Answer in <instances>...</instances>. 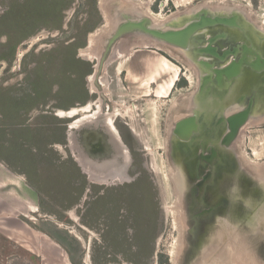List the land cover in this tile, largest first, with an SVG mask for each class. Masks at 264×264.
<instances>
[{
	"label": "rangeland",
	"instance_id": "rangeland-1",
	"mask_svg": "<svg viewBox=\"0 0 264 264\" xmlns=\"http://www.w3.org/2000/svg\"><path fill=\"white\" fill-rule=\"evenodd\" d=\"M11 1L0 0V18L5 16ZM20 1L22 2L17 0ZM69 1V6L62 13L63 30L68 29V24L74 22L76 16L80 24L87 18L88 7L82 5L85 0ZM100 1L96 0V7L101 21L92 32L98 28L104 29L107 25L106 18L98 7ZM146 1L148 0L132 2L143 4ZM124 5H129L127 11L132 12V15L145 17L140 9L130 3L121 0L107 1L105 11L111 29L100 35L98 43L93 47L98 60L104 52L107 39L119 23L117 12H122ZM202 9L212 12L239 11L256 26L263 28L264 32V0H171L163 11L148 10L150 15H156L154 18L161 21L160 24H164L177 15L184 16ZM52 27V23L40 25L34 35L19 44L14 63L9 69L10 73L15 71L13 76L4 78L7 64L0 62V90L5 92V96L0 99V110L15 125L24 119H30L29 128L21 129V138L27 140L29 147H20V151L15 148L16 145L3 148L7 132L5 129L0 130V154L5 157L0 165L7 167L5 164L9 163L8 160L14 164L21 161L14 169L5 171V175L0 173V194L8 190L15 196V200L10 198L8 201L11 204L10 210L13 209L15 213L9 214L15 216L19 225H25V233L29 229L40 231L41 234L37 236L43 249L46 246V252H39L38 257H31L29 250L12 240L14 247L21 246L27 252H18L16 249L0 252V264H160V256L167 258L169 264H264V115L250 118L240 129L235 145H231L241 174L252 182L250 186L254 188L236 183L235 189L240 198L237 207L231 213L223 212L214 217V223L209 224L212 231L204 234L199 251L193 252L186 261L190 227L185 215L187 197L184 195L182 199L181 196L179 200L177 191L180 192V186L170 177L171 169L176 173V181L178 174L169 155V136L174 123L189 113L191 96L198 85L193 64L175 47L164 43H159L162 50L150 44L145 47L140 44L145 39L141 35L123 36L113 47L124 52V56L120 57L119 52L118 58L114 59L113 53H110L99 74V79L105 77L108 92L96 84V93L90 94L84 77L88 98L84 104L76 101L73 104V107L81 109L85 104L94 105L99 99L102 101L100 116L93 123L83 124L72 130L67 126L71 119L56 117L58 109H52V106L59 101L52 100L49 93L37 106L28 109V112L25 110L41 97L23 98L27 95L25 89L40 82L35 77L42 75V68L37 67L42 56L62 43L63 37L68 34ZM89 35L90 33L86 37L85 47ZM5 39V36H1L0 42H5ZM61 49L67 54L76 50L78 58V51L83 48ZM23 56L28 60L25 68L22 67ZM163 59L167 61L169 68H163ZM95 63L89 62L92 73L96 72L93 69ZM65 75L71 77V71H65ZM180 79L186 81L184 86L178 83ZM172 80L175 81L170 86ZM13 86L24 89H14ZM50 87V93L53 94L59 86L56 82H51ZM81 88L80 78L72 80L71 85L64 82L60 92L61 104L70 105ZM40 93L43 91L40 90ZM4 97L6 100H3ZM22 110L26 111L27 118L21 116ZM42 111L44 114L41 118L39 115ZM113 111L116 114L114 124L124 145H112V148L111 145H105L106 154L96 159L87 152L89 141L86 136L89 132H94L95 127L97 134L103 138V143H109L110 139L103 132H108L103 119ZM230 112L232 111L229 110L228 114ZM6 120L4 119V124ZM124 152L129 154L127 159L123 156ZM241 154L248 162L258 166L256 172L248 162L245 163ZM78 155L88 175L73 160L72 156ZM62 165L77 169L80 177L77 175L75 186L70 185L68 180L75 178L76 173L70 171L62 177ZM16 168H22L29 174L30 181L36 183L34 189L42 191L41 198L50 202L51 206L47 207V204L39 200L38 192L31 190V185L28 186L25 182V176ZM56 169L58 171L55 178H52L50 173ZM112 169L123 171L127 177L126 182L117 178H108L100 183L93 180L92 171L99 175ZM229 186L230 182L225 183L223 190H230ZM48 191L55 201H74L69 207L68 203L61 206L50 201L53 199L46 196L50 193ZM37 201H40V207ZM177 219L183 227H179ZM219 219L223 222L218 227L215 223ZM26 225L29 229H26ZM0 226H3L1 219ZM8 229L18 230V226ZM4 237L8 238L7 233L0 230L1 242ZM30 238H24L22 243L28 246L26 243H31ZM228 246L234 250L231 254L226 250Z\"/></svg>",
	"mask_w": 264,
	"mask_h": 264
},
{
	"label": "flooded vegetation",
	"instance_id": "flooded-vegetation-1",
	"mask_svg": "<svg viewBox=\"0 0 264 264\" xmlns=\"http://www.w3.org/2000/svg\"><path fill=\"white\" fill-rule=\"evenodd\" d=\"M132 1H144V0H132ZM169 1L171 2V0H153V2L149 5L148 8H149V10L151 9L152 12L153 11L156 12L159 9H161L163 11L164 9H166L169 6ZM127 6H129V5H127ZM127 6L124 5V7H122V9H124V10H122V12H119V11L117 12V16H118L117 18H119V22H123L126 20V17L123 18V16H127V18H129V20H134V21H138V22L143 20V19H138L137 17H134L135 15H132V12H128L127 10L129 8ZM202 10H204V9H202ZM202 10L191 12L190 14H184V17L195 14V13L200 12ZM234 12H237V15L239 18L238 23L243 25V31H244V33H246L249 36L250 39H247L248 41L242 40L243 32H241V30H236L234 28L230 29V28H227L224 26H218L216 28V30H218V33L224 32V33L228 34L227 38H225L223 40H219V42H218V46L220 48L219 54H223V53L229 52V51L232 52L235 50V48H237L239 50L238 58H240L241 57V51H242L241 46L245 45L247 47V49L252 54L260 55V58H258V59L255 56H251V55L248 56L249 65L242 68V72H241L239 78H237L234 81L232 89L236 90V92H238V94H240V93H244V92L245 93H251L252 88H254L256 90V92H259L260 97H262V96H264V85L261 84V81L264 80V63L261 62V60L264 59V32L262 33L260 31H263V28H261L260 26H256L254 24V22L249 21L248 18L245 17L246 15L242 14L239 11H230L229 12V11H222L221 10V11H214L213 13H214V18L216 17L215 15H218L221 18H230L234 14ZM182 17H183V15H177L176 18L172 17L171 19L169 18L170 20H167V21L168 22H175L179 18L182 19ZM152 22L150 24L152 25V27H154L153 26L154 22H153V24H152ZM168 22H166V23L163 22L164 24H157L158 26H155L154 28L163 26V25L167 24ZM247 22H250L251 26H253V28L256 31L258 29L259 34H257V32L255 30H253L251 27H247V25H246ZM185 23L187 25L188 22H185ZM146 26L148 28H151L150 25H146ZM199 32L204 33L205 37H209L208 34H206L205 29H202ZM152 47H154V46H152ZM156 49H158V48H156ZM166 49L167 48H165V50ZM168 50L169 49H167L166 51H168ZM180 52L184 55V57L188 58V60L191 62L190 56H189L190 53L188 52V50L181 49ZM259 60H260V62H257ZM255 62H257V65L251 66V64H254ZM13 63H14V61H13ZM13 63H12V65H13ZM11 66H10V68H11ZM193 66L196 70L195 71L197 74L196 78H197V81L199 83L200 77H203L204 73H202L200 71V69L197 68L194 64H193ZM14 74H15V71L12 72V75H10V76H13ZM198 86H199V84L197 85V88H198ZM12 88L24 89V87L16 88L15 86H13ZM92 95H94V94H92ZM33 96H34V94H33ZM91 98H93V96ZM193 99H195L197 104H198L197 107L195 108V110L199 109L200 113H202L204 115L203 122L206 126L209 127V124L211 123L213 117H218L217 111H216L217 104H218L217 95L212 93V95L209 96L207 98V100L205 101L204 107H202V109H200V106H199L197 89L195 90V92L191 96V100H193ZM52 100H55V99H52ZM38 103L39 102H37L35 104V106H37ZM55 104H57V103L55 102L53 104L54 106H52L53 107L52 109H54V108H57L58 110L61 109L59 107H56ZM195 104L196 103H194V102L192 104L190 102V105L188 106L189 113L183 118H186V117L192 115L194 107L196 106ZM234 108H236L238 110V108H242V107L239 106V104H237V103H234L232 105L229 104L228 108L225 109L226 115H228L227 113L229 110L232 111L230 113L235 112L236 109H234ZM259 109L261 110V109H263V107H259ZM25 110L21 111V116L27 118V116H25V113L27 110L26 111ZM43 112L44 111H42V114H40L39 117H41V118L43 117L42 116L44 114ZM183 118H181V119H183ZM2 119H3V121H2ZM4 119L6 120V118L0 112V130L5 129L7 132L6 133L7 134L6 135L7 141L5 143L3 142V145H2L3 148L4 147L6 148L8 146L13 147L14 145H16L15 148L18 151H20L18 144H20L23 149L29 147L27 140H25L24 138H21L20 135L22 133L21 132L22 128H25V127L29 128L28 122L30 119L29 118L24 119L23 122L18 123L17 125L8 124L7 126L4 125ZM181 119H179V120H181ZM70 123H71V120L69 122V125H67V126H70ZM173 128H174V125L171 129L170 136H169V147H170L169 155H170V159L172 160V162L176 166V172L178 174L177 182L180 186V200H181V196H182V199H183L184 195L187 197V211H186L185 215H186V219H187L189 226H190L188 229L189 246L187 248L186 256H185L186 261H187L189 258H191L193 252L199 251L198 249H199V246L202 244L204 234H206V233L209 234L210 231H212L209 224L214 223V220H215L214 217L216 215H218L219 213H223V212L231 213L232 210L237 207L236 204L238 203L240 198L237 196L239 194H238L237 190L235 189L236 183H238L240 185L246 184L250 187V189H252L253 186H250L252 184V182L248 178L244 177L243 174H241L242 172L238 168L236 156L233 154L231 147L227 148L226 150L220 151L219 157H217L216 160L213 161V163L202 162V164H200V157H208L210 155V148L212 146L211 142L217 144V146H218V137H216L215 139L213 137L207 138V136H204V133H206L205 129H202L201 131L199 129L198 133L195 134L193 137V142H191V141H186L184 143L181 142L184 144V146H186L190 150L187 155L184 154V152L182 151L183 145L179 146L178 143L175 144V149H173V152H172L173 147H171V145H170V139L172 138L171 136L173 135L172 134ZM103 132H104V135H106V138L110 139V140H108L109 143H103V138L97 134L98 133L97 128H95V127H94V132H89L88 135L86 136L87 140L89 141V144H88L89 150L87 149V152H89L90 155L96 159H100L101 156L106 154L105 148L108 147V145H111V148H112V145L116 146L117 142L122 143L124 145V143L121 139L122 137H120V134L118 135L120 139L117 137V138H114L115 139L114 140L112 138V136H110V134L107 131L103 130ZM200 132H201V134H200ZM212 136H216V133H213ZM173 138L175 141L180 142L174 136H173ZM75 140H77V139H75ZM175 141H174V143H175ZM105 145H106V147H105ZM217 146H216V148L218 149ZM123 156L127 159V157H129L128 152H125V155H123ZM3 157L4 156H2V154H0V161L4 160ZM72 158L74 160L73 156H72ZM7 162H9V163H6L5 165L10 170V169H14L15 165H17L21 161H19L17 163L15 162L16 164L10 162L9 160ZM21 164H23V163H21ZM108 164L111 165V163H108ZM98 166H101V165L98 164ZM89 169H91V168H89ZM16 170L19 171L20 174L25 176V182L28 184V186H30L31 181L29 178V174L26 173L25 170L22 168H18V169L16 168ZM132 170H133V168L131 169V172H132ZM92 174L96 175L93 171H92ZM100 175L101 174L96 175V176H100ZM228 182L231 183V186H229L230 190L224 191L223 190L224 184L228 183ZM197 183H201V186H203L201 192L196 185ZM31 190L36 192L35 189L31 188ZM81 192H82V190H81ZM184 192H186V194H184ZM39 200L42 201L43 203L47 204L40 196H39ZM39 202L37 201L38 206L40 205ZM196 217H198V218H196ZM224 220L229 221L228 219H224ZM222 222L223 221H221V219H219L217 221V223H215V225H217L219 227L220 225H222ZM214 230H215V228H214Z\"/></svg>",
	"mask_w": 264,
	"mask_h": 264
},
{
	"label": "water",
	"instance_id": "water-1",
	"mask_svg": "<svg viewBox=\"0 0 264 264\" xmlns=\"http://www.w3.org/2000/svg\"><path fill=\"white\" fill-rule=\"evenodd\" d=\"M215 16L214 18V13L211 10L204 9L195 14L186 17L183 16L182 19H177L171 25L169 23L170 29L166 30L148 28L146 25L150 21L147 19L138 22L129 20L127 16H123V18L126 17V20L119 22L107 39L104 52L100 56L99 64L100 72L105 60L112 53L114 44L123 36L125 37L131 34L150 36L157 39L160 43L188 50L191 62L204 73V76L200 77L197 88L200 109L204 107L205 101L212 93L216 94L218 98L216 109L218 117H213L209 127L206 126L203 122L204 115L200 113L199 109L195 110L198 104L193 99L192 103H196V106L194 107L192 115L178 120L174 124L172 130L173 135L171 137L173 138L174 136L180 141H175V144L178 143L179 146L183 145L182 151L186 155L190 150L181 142H193V137L198 133L199 129L200 131L205 129L206 133H203L207 138L213 137L215 139L218 137V146L211 142L210 155L208 157H200V164L202 162L213 163L219 157L220 151L231 147L238 137L240 129L248 122L251 115L254 112L255 115H258L264 111V107L261 110L259 109L262 106L259 103L260 95L254 88H252L251 93L244 92L240 94L232 89L234 81L239 78L242 72V68L249 65L248 56H255L258 59L260 55L252 54L245 45L241 46L240 58H238L239 50L237 48L232 52L229 51L219 54L220 48L218 42L219 40L227 38L228 34L224 32L218 33V30H216L218 26L241 30L243 32L242 40L248 41L247 39L250 38L244 33L243 25L238 23L239 18L237 12H234L230 18ZM186 21L188 22L187 25L185 23ZM246 25L255 30L250 22H247ZM202 29L206 30V34L209 37H205L204 33L199 32ZM256 32L259 34L258 31ZM257 62H260V60ZM257 62L251 64V66L257 65ZM261 62L264 63V59ZM261 84L264 85V80L261 81ZM234 103L239 104L242 108H238L239 110L226 115L225 109L228 108L229 104L232 105ZM213 133H216V136H212ZM172 138L170 139L171 147L173 145ZM196 185L201 192L203 187L201 183H197Z\"/></svg>",
	"mask_w": 264,
	"mask_h": 264
},
{
	"label": "trees",
	"instance_id": "trees-1",
	"mask_svg": "<svg viewBox=\"0 0 264 264\" xmlns=\"http://www.w3.org/2000/svg\"><path fill=\"white\" fill-rule=\"evenodd\" d=\"M255 1V0H253ZM85 3L82 5H87L86 13L87 18L84 20L83 23L80 24L79 21H77V16L74 22H71L68 24V29L63 30L62 29V16L63 11L69 6L70 1L69 0H22V2H17V0H12L8 10L5 13V16L0 18V37L5 36V42H0V62H5L7 64V67L4 70V78L7 76L9 77L12 75V73L9 72L10 66L12 65L14 59H15V53L16 49L19 46V44L24 41L27 37L34 35L37 30L39 29L40 25L42 24H49L52 23V28H55L54 30L60 31L61 33L65 34L68 33L67 36L63 37L62 43H58V45L50 49L48 53L44 54L42 56V59L40 60L37 67H41V77H35V80L38 79L40 82H36V86H31V88L25 89V92L27 95L25 97H31L35 98L37 96H41L40 99H38L37 102H41L42 100L46 99L48 95L52 96V99H58L59 102L55 104L56 107L63 109H69V107H73V104L76 102H79L80 104H84V101L86 98H88L87 90L84 86V77H87L88 75L92 74V68L90 67L89 62H84L83 60H80L79 57L77 58L75 55V51H71L68 54L61 51V48H72L73 49H80L84 48L86 45V37L89 33H91L96 25L101 21V16L99 14V11L96 7V0H85ZM77 15V11H76ZM76 21V22H75ZM70 32H72L70 34ZM65 39H68L65 41ZM66 44V42H68ZM27 57L23 56L22 58V67L25 68L27 63ZM70 70L72 76L65 75V71ZM36 71V69L34 70ZM80 78L82 81V88L79 93L75 94L73 101L70 105L65 106L61 104L60 102V92H61V86L64 85V82L67 83V85L72 84V80H76ZM51 82H56L58 87V90L55 91L53 94H51ZM181 86H184L186 84V81L184 79H180L178 82ZM31 82L28 84L30 86ZM40 84V85H39ZM45 87V89H43ZM40 90L43 91V93H40ZM49 93V94H48ZM34 94V96H33ZM48 94V95H47ZM5 96V92L0 90V99ZM3 100H6L5 97ZM35 102L31 104V107L27 108L30 110L35 106ZM60 104V105H59ZM2 115L6 118V115L4 112H2ZM7 119V118H6ZM15 125L16 123H11L8 119L6 120L4 125ZM21 137V135H20ZM18 147L20 149L21 145L18 144ZM22 148V147H21ZM70 165L63 166L62 165V177L65 174H68L70 171H74L76 173L75 178H70L68 181L70 182V185L75 186V182L77 180V169H70ZM58 170L56 169L55 172H51L50 176L52 178H55V173ZM79 176V175H78ZM80 177V176H79ZM35 184L33 182H30L31 187L34 189ZM78 190L80 188V185L77 186ZM36 192H38V195L40 197H43L42 191L39 189H35ZM50 192V191H48ZM70 192V191H69ZM68 192V193H69ZM81 194V193H80ZM46 196L48 198H54L52 193H47ZM44 201H46L43 198ZM50 201H55L50 200ZM74 201L72 200H64L62 202L55 201L56 204H59L63 206L65 203H68V207L71 205V203ZM47 202V201H46ZM51 206L49 202H47V207ZM53 208V206H52ZM51 208V209H52ZM56 208V207H55ZM55 214L59 215L56 211ZM59 217V216H58ZM34 257V256H32ZM160 264H169L167 261V258L164 256H160L159 260Z\"/></svg>",
	"mask_w": 264,
	"mask_h": 264
},
{
	"label": "bare ground",
	"instance_id": "bare-ground-1",
	"mask_svg": "<svg viewBox=\"0 0 264 264\" xmlns=\"http://www.w3.org/2000/svg\"><path fill=\"white\" fill-rule=\"evenodd\" d=\"M107 1H110V0H101L100 1V3H99V5H98V7H99V9L102 11V13H103V17L104 18H106V22H107V25L106 26H104V29H97L95 32H92V33H90V35L88 36V43H87V47H85V48H83V49H80L78 52H79V58H82V59H84V60H86V61H89V62H91V63H95L96 61V63H95V65L93 66V69L96 71V72H94L93 71V73L92 74H90V75H88L85 79H86V81H87V83H88V88H89V90H90V94H94V93H96V88L94 87L96 84H99V86L106 92L107 90H108V83L106 82V80H105V77H101L100 79H99V74L101 73V72H99V70H100V59L98 60V56L97 55H95V53H94V49H93V47L98 43V39H99V37H100V35H103L104 33H107V31H109V29H111V27L109 26V20H108V17H107V14H106V11H105V6H106V4H107ZM121 1H123V2H126V3H130V4H132L133 6H135L136 8H138V9H140L139 11H141V13H143V15H145V17H147V18H145V17H143V18H140L139 16H135V17H137L138 19H147V20H149V19H151L153 22H154V26H157V24H160V22L161 21H159L158 19H155L154 17L156 16H153V15H150V11L148 10L149 8V5L152 3V1L153 0H148V1H146L145 3H143V4H141V3H136V2H132L131 0H121ZM108 13V12H107ZM152 14V13H151ZM250 15V14H249ZM151 17V18H150ZM149 18V19H148ZM137 19V20H138ZM150 21V20H149ZM187 22V21H186ZM259 22V21H258ZM148 23V25H150L151 26V28H154V27H152V25L150 24L151 23V21L150 22H147ZM169 23H170V25H171V23H173V22H168L167 24H165V25H163V26H160V27H157V28H155V29H164V30H166V29H170V26H169ZM183 26V25H182ZM257 29V28H256ZM257 31H258V29H257ZM260 31V30H259ZM260 32H262L263 33V31H260ZM142 34V33H141ZM133 35V34H132ZM146 36V35H145ZM142 36L141 35V37L142 38H145V39H142L141 41H140V44L142 45V46H148L149 44L150 45H152V46H154L155 48H158V49H161L162 50V48L159 46V44L158 43H160L157 39H155V38H152V37H150V36ZM160 44H162V45H164L163 43H160ZM166 46H169V45H166ZM129 48H132V47H129ZM178 50H180L181 51V49L180 48H177ZM167 50V49H166ZM113 52V58L114 59H116L115 57H117L118 58V56H119V52H120V54H121V56L120 57H123L124 56V52H121V51H119L116 47L114 48L113 47V50H112ZM169 51V50H168ZM112 58V59H113ZM164 61H162V63H161V65L163 66V68H165V69H167V68H169V64L167 63V61L165 60V59H163ZM197 67V66H196ZM103 69V68H102ZM102 69H101V71H102ZM98 79H99V81H98ZM96 80V81H95ZM174 81L175 80H172L171 81V84H170V86H172L173 85V83H174ZM108 92V91H107ZM263 97V96H262ZM262 97H260V99H259V103L260 104H262V106L261 107H264V98H262ZM100 102H102V101H100L99 99L98 100H96V102L95 103H93L94 105H92V103H89V104H85V106H83L81 109H77V108H75V107H73V108H71V109H69L68 111H63V110H61V109H59L58 111H57V113L55 114L57 117H59V118H61V119H71V123H70V126H69V128L70 129H72V130H74V129H76V128H78V127H80V126H82L83 124H88V123H93L94 121H96L97 119H98V117L100 116V114H101V103ZM237 110V109H236ZM239 110V109H238ZM81 113V114H80ZM228 114V113H227ZM262 115H264V111L261 113V114H258V115H255V112H254V114H252L251 115V117L250 118H255V117H258V116H262ZM105 117V116H104ZM115 117H116V114L114 113V111H113V113L111 112V113H108V115H106V117L103 119L104 120V126L106 127V129L108 130V132L111 134V136L113 137V138H119V133H118V131L116 130V127H115V124H114V122H115ZM250 120V119H249ZM248 120V121H249ZM120 139V138H119ZM237 139V138H236ZM172 141H173V145H172V147H173V149H175V143H174V138H172ZM236 141V140H235ZM235 141H234V143H233V145H235ZM117 142V141H116ZM184 143V142H183ZM121 144L122 143H118L117 142V145H118V147H120L121 146ZM123 145V144H122ZM122 148H120V150H121ZM124 155H125V152H124ZM241 157L242 158H244V155L243 154H241ZM243 160H245V163L246 162H248L247 160H246V157L243 159ZM74 161L78 164V166L79 167H82V169H83V167H84V165H83V163H82V161L80 160V155H78V156H74ZM247 164V163H246ZM248 165L252 168V169H254L255 170V172H256V170H258V166L257 165H253V163H251V162H248ZM84 171V173L86 174V175H88L89 173L87 172V170L84 168L83 169ZM175 171L173 170V169H171V172H170V177H171V179L173 180V182H175L176 184H177V181H176V177H175ZM93 175V174H92ZM94 176V178H93V180H96L98 183H100V182H103V181H106V179H108V178H117V180H119V181H122V182H126V176L123 174V171L121 172V170H119V169H112V170H110L109 172H107L106 174H101L100 176H96V175H93ZM174 183V184H175ZM179 188V187H178ZM177 196H178V198H179V200H180V192L179 191H177ZM176 196V197H177ZM180 202V201H179ZM179 206H180V204H179ZM177 222H178V225H179V227L181 226V227H183L182 226V224H181V222L180 221H178V219H177ZM179 230V229H178ZM181 233H182V231H180ZM183 237V236H182ZM180 241V240H179ZM182 243V242H181ZM180 243V244H181ZM183 244V243H182ZM232 246V245H231ZM183 247V246H182ZM227 252L228 253H230L231 254V252H234V250L232 249V248H230V246H228L227 247ZM176 252H178V251H176ZM178 255V254H177ZM176 260V259H175ZM206 264V263H205ZM213 264H215V263H213Z\"/></svg>",
	"mask_w": 264,
	"mask_h": 264
},
{
	"label": "crops",
	"instance_id": "crops-1",
	"mask_svg": "<svg viewBox=\"0 0 264 264\" xmlns=\"http://www.w3.org/2000/svg\"><path fill=\"white\" fill-rule=\"evenodd\" d=\"M5 171H8V168L0 165V173L5 175ZM10 198L15 200V196L13 194H11L8 190H6V191L4 190V192L2 194H0V219H1V224L3 225L2 227L0 226V230L5 231V233H7V237H8L7 239L4 237V240L2 242L0 239V252H5L7 250H12V249H16L18 252H27L29 250L31 252V253L29 252L31 257L32 256L38 257L39 252H46V248H45L46 246L43 249V245H41L40 239L37 236V234H39V233L41 234V232L40 231H38V232L32 231L31 229H29L28 225H26V229H29L28 232L25 233L23 231L25 229V225H23V226L19 225L20 223L17 222L18 220L15 219V216L14 215L11 216L9 214L10 212L15 213L13 211V209L10 210V208H9V207H11L10 206L11 204L8 203ZM12 207H13V205H12ZM4 226H5V228H4ZM14 226H18V230L8 229V228H14ZM32 233H34V235H32ZM30 236L32 238H30ZM23 237L25 239H29V238L31 239V243H30V241L26 243L28 246H26L22 243L24 241ZM12 240L15 241V243H18L22 247L26 248L27 251H26V249L21 248V246H18L19 248L14 247L12 245V242H11Z\"/></svg>",
	"mask_w": 264,
	"mask_h": 264
}]
</instances>
